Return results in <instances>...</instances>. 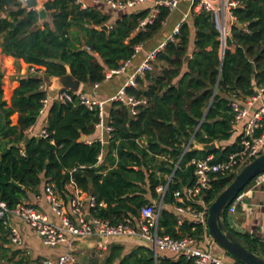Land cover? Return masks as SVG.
<instances>
[{
	"label": "trees",
	"instance_id": "16d2710c",
	"mask_svg": "<svg viewBox=\"0 0 264 264\" xmlns=\"http://www.w3.org/2000/svg\"><path fill=\"white\" fill-rule=\"evenodd\" d=\"M240 2L233 9L235 21L224 41L211 13H193L191 22L180 24L178 33L156 53L152 69L137 75L135 86L125 87L127 95L141 101L134 114L128 105L111 102L108 124L112 131L104 157L115 161L116 166L103 175L100 170L104 165L96 166L102 144L80 140L81 134L94 131L98 110L87 109L75 96L70 103L49 101L47 136L25 133L40 115L46 95L41 89L44 77L69 71L84 85L102 82L108 71L131 59L135 45L161 29L169 11L162 9L153 24L137 29L149 9L121 13L110 24V18L91 4L81 8L75 0H47L43 8L50 21L44 18L39 27L37 10L26 9L18 0H0L1 51L44 68V77H19L10 105L3 99L0 69L1 199L12 208L25 202L29 193L37 192L41 183H52L63 194L66 183L72 181L95 197L91 213L115 224L125 216H134L136 209L146 204L144 183L153 190L166 182L158 180L154 170L173 168L192 135L198 143L229 139L233 131L231 100L251 97L264 85V0ZM104 24L110 25L107 31L99 28ZM14 113L16 123H12ZM237 147L233 144L215 151L213 161L224 159ZM209 152L192 149L183 154L174 172L177 181L167 184L163 203L172 202L175 190L193 183L190 160L206 157ZM161 155L165 160L153 165ZM234 176L218 175L204 199L213 201ZM102 201L105 207L99 206ZM176 223V216L161 208L160 234L176 238H199L202 234L200 224L186 221L176 229ZM6 232L0 220V241L5 242ZM138 253L120 258V250L115 247L105 264H113L117 258V264H154L149 249ZM157 264H193V260L184 255L176 261L160 257Z\"/></svg>",
	"mask_w": 264,
	"mask_h": 264
},
{
	"label": "built area",
	"instance_id": "2783aa9c",
	"mask_svg": "<svg viewBox=\"0 0 264 264\" xmlns=\"http://www.w3.org/2000/svg\"><path fill=\"white\" fill-rule=\"evenodd\" d=\"M22 4L25 0H19ZM39 1V0H38ZM146 0H75L81 8L88 5L105 4L110 9L124 11L132 9L135 6L144 3ZM40 2V1H39ZM179 0H155L147 15L139 21L137 29H143L147 25L153 24L162 9L172 11L177 7ZM241 4L240 0H194L193 12L201 11L211 13L214 17L216 27L220 33L222 41L228 35V29L234 23L233 9ZM173 34L178 33L175 28ZM151 50L136 73L143 74L145 71L152 69V62L156 53L163 47ZM141 44L135 45L132 58H134L140 50ZM128 59L121 63L115 69L108 71L106 76L122 73L126 70L127 65L131 61ZM44 68L38 65H29L28 72L30 74L42 75ZM135 77H129L126 86H135ZM97 86V84H94ZM44 88V83L41 89ZM46 92V91H45ZM264 92V85L256 94L249 97L245 106L241 105L238 99H232L230 107L233 112V128L238 131V147L236 150L227 154L220 161H213L212 156L192 159L194 181L192 184L178 189L174 192L176 199L175 210L182 217H188L195 223L202 225L207 229L208 207L211 202L204 199L205 192L210 189L211 182L218 175L237 174L238 171L252 159L264 152V103L254 110L251 106ZM74 96L81 105L87 109L98 110L99 121L97 125H102L103 105L104 102L92 98L88 94L78 90L73 92L67 89L57 90L53 96L46 92L42 100V112L50 100H57L62 103H70ZM113 101L121 102L128 105L134 114L135 107L141 102L131 95L125 93V89L118 91L113 97ZM107 130L112 131V127L108 126ZM39 136H47L43 130ZM45 198L48 201L51 210L58 216L59 223L55 224L47 220L45 215L36 208L26 202H21L14 207H8L7 203L0 197V220L5 227L8 228V236L10 241L15 245L22 243V237L18 229L9 221L11 217H17L27 223L31 229L41 238L44 245L53 247L57 244L64 243L67 249L55 259L42 260L38 264H74L75 257L71 251L73 247V239L75 237H88L94 234L109 236H134L147 243L153 250L154 257H157L158 251H168L183 254L189 259H193L194 264H228L219 256L212 254L210 251H203L195 246L197 240L191 236L172 237L166 234H160L158 227V217L160 206L155 204H144L138 209V220L136 225L131 217H124L118 223H111L108 219L92 217L87 221L83 217L81 202L79 196L75 195L70 199V207L73 214L76 215L77 221L73 222L66 214L63 201L56 192L52 183L45 184ZM157 190L164 194L166 186L159 185ZM241 195H237L230 203L228 210L233 212ZM91 207H95V197H90ZM183 218L178 219V223H182ZM98 246L105 249V242H100Z\"/></svg>",
	"mask_w": 264,
	"mask_h": 264
},
{
	"label": "crops",
	"instance_id": "0c3cea01",
	"mask_svg": "<svg viewBox=\"0 0 264 264\" xmlns=\"http://www.w3.org/2000/svg\"><path fill=\"white\" fill-rule=\"evenodd\" d=\"M19 1V0H18ZM43 6V3L47 0H39ZM155 0H146L144 3L135 6L132 9H127L124 11H117L110 9L105 4H96L93 5L96 9H98L101 13L107 15L110 18L109 23L111 24L116 18H118L121 13L128 11H140L142 9H150ZM20 2V1H19ZM193 2L194 0H179V3L175 9L169 11V14L165 21L162 24L161 29L154 34L149 40L141 44L139 53L131 59L129 64L126 67V70L122 73L112 74L110 76H106L105 80L95 85H84L81 83L80 90L92 98L99 99L104 102L103 105V116H102V125H94V131L88 135L81 134L80 140L84 141L87 144H90L94 141H98L103 146V151L98 155V162L96 166L99 164L104 165V168L100 170L101 174H105L108 170L112 169L116 166L115 161L111 163L108 160H105V153L109 147V138L110 132L107 130L109 126V110L111 107L112 97L121 89H125L126 83L129 80V77L132 75H142L141 73H136L137 68L143 62L147 54L158 48L160 45L165 44V42L169 39H173V34L175 28H179L180 24L184 21L191 22L193 15ZM49 19L48 16L44 19ZM39 18V22L36 26H42L44 21ZM109 25V24H108ZM110 27V25L108 26ZM193 28V26L191 25ZM229 31V29H228ZM229 34V32H228ZM194 40V30L191 35V46ZM1 42V39H0ZM29 64L24 62L22 59H15L10 55H6L1 51L0 47V69L3 73L2 78V88H3V99L10 105V99L13 93L14 88L18 85V79L21 76L30 74L28 72ZM44 77L43 74L40 75ZM48 92L51 96L55 94L58 90L54 82V77H44V88L42 89ZM249 97L238 99L241 105L245 106L247 104ZM51 101V100H50ZM49 103V102H48ZM48 103L45 109L40 112L39 117L35 124L30 126L25 130L27 135H37L45 130L47 125V108ZM264 103V92L260 94V97L254 102L251 106V110L256 109L261 104ZM12 123H16L17 113H14L12 116ZM82 137H84L82 139ZM142 142V141H141ZM215 149L210 151L208 156H214L215 151L224 150L226 147L232 146L236 144L238 146V131L233 128L232 134L227 140H215ZM144 143V142H143ZM104 144L107 146L105 147ZM199 149V146L196 145L195 140H193V135L189 139L187 145L184 147L179 160L174 163V167L167 166L168 171H160L155 169V176L158 180H165L166 182L163 184H158L152 190L148 182L143 184L144 189V199L146 200V204H155L157 207L160 206L159 212L161 208L167 209L169 212H172L176 216V229H178L179 225H182L184 222H191L192 219L188 217H182L179 213L176 212L174 206L176 203V199L173 193L172 202L166 204L163 203L164 194L160 193L157 190L159 185L166 186L169 182H175V169L178 167V163L182 158L183 154L192 149ZM113 155L115 153L113 152ZM195 159V158H193ZM165 160L164 156H157L155 163ZM192 159L189 164H191ZM192 165V164H191ZM46 184V183H45ZM45 184L41 183L37 188V192L29 193L28 197L25 199V202L36 208L39 212H41L48 221L52 223H59L58 216L51 210V207L48 201L45 198ZM185 186H182L180 189H183ZM55 188V187H54ZM56 190V189H55ZM178 190V189H177ZM166 191V190H165ZM176 191V190H175ZM174 191V192H175ZM63 201V205L66 211V214L71 219V221L76 222L77 217L71 211L70 207V199L75 195L79 196L81 202V208L83 217L85 220L90 221L92 217H95L91 213L90 205V197H94L90 191L81 190L79 187L75 185L74 182L69 181L66 183L64 187L63 194L56 190ZM240 199L238 200L235 210L233 212L227 211V216L225 219L227 228L233 231L236 235L245 239V241L250 245V249L258 255H262L264 257V172L258 175L253 179V181L247 185L240 193ZM212 202V201H211ZM144 205V204H143ZM99 206L105 207L106 204L102 201L99 203ZM139 209V208H138ZM138 209H136V214L134 216L129 215L128 217L132 218L133 223L136 225L138 216ZM127 217V216H125ZM99 218V217H98ZM183 218L182 223H178V219ZM103 219V218H101ZM159 219V217H158ZM123 220V219H122ZM10 223L14 225L21 237L22 243L20 245L13 244L8 236V228H6L7 232L5 233L3 239L5 242L0 241V264H38L42 260L46 259H55L58 255L62 254L66 251L67 246L64 243L57 244L53 247H49L43 244L41 238L31 229V227L17 217H11L9 219ZM198 224V223H196ZM4 225V224H3ZM5 226V225H4ZM202 226V225H201ZM202 234L199 238L194 237L197 242L195 246L203 251H210L212 254L219 256L223 261L228 264H244L243 262L234 259L229 256L226 252H224L220 247H218L215 242L211 239L207 229L203 228ZM161 232V229H159ZM169 235V234H166ZM171 236V235H170ZM187 236V235H183ZM100 242H105V249H101L98 244ZM119 248L120 250V258L124 255H128L132 252H145L146 249H149L151 252V256L154 260V264H157L160 257H166L172 261H176L181 255L178 253L168 252V251H158L157 257H154L153 250L151 247L141 241L137 237L134 236H109L104 237L97 234L88 236V237H75L73 239V247L71 249L75 262L74 264H105L106 259L111 254L113 248ZM140 255V253H138ZM120 258H117L113 264H117ZM187 258V257H186ZM189 259V258H187ZM193 260V259H192ZM194 264V261H193Z\"/></svg>",
	"mask_w": 264,
	"mask_h": 264
},
{
	"label": "water",
	"instance_id": "95a60500",
	"mask_svg": "<svg viewBox=\"0 0 264 264\" xmlns=\"http://www.w3.org/2000/svg\"><path fill=\"white\" fill-rule=\"evenodd\" d=\"M23 7L26 9L37 10L40 19H44L48 16V12L45 11L38 0H25ZM99 28L107 31L108 25L104 24ZM188 57L189 55H186L185 59ZM54 82L56 87H58V90L67 89L73 92L80 90L81 82L69 71L61 76L54 77ZM83 138L84 137H82V139ZM195 143L199 146V149L206 151H212L216 146L214 141L209 143ZM104 146L106 147L107 145L104 144ZM263 172L264 152L245 164L208 207L207 231L211 239L229 256L243 262L244 264H264V257L253 252L244 238L236 235L233 231L227 228L224 219V210L250 181ZM13 182L21 187L19 183L15 181Z\"/></svg>",
	"mask_w": 264,
	"mask_h": 264
},
{
	"label": "rangeland",
	"instance_id": "374dc122",
	"mask_svg": "<svg viewBox=\"0 0 264 264\" xmlns=\"http://www.w3.org/2000/svg\"><path fill=\"white\" fill-rule=\"evenodd\" d=\"M41 4V3H40ZM42 5V4H41Z\"/></svg>",
	"mask_w": 264,
	"mask_h": 264
}]
</instances>
